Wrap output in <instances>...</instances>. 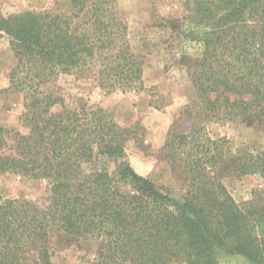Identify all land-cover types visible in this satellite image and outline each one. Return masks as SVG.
<instances>
[{"label":"trees","instance_id":"16d2710c","mask_svg":"<svg viewBox=\"0 0 264 264\" xmlns=\"http://www.w3.org/2000/svg\"><path fill=\"white\" fill-rule=\"evenodd\" d=\"M180 1L183 11L168 19L183 40L198 111L216 122H257L264 135V0ZM69 3L63 12L0 15L17 58L10 90L23 95L27 129L0 127V176L48 185L42 203L0 194V264H52L57 234L101 240L93 264H219L221 252L264 264V187L240 204L224 185L232 171L264 180V145L234 155L204 128L171 130L161 154L190 188L183 201L161 191L126 160L127 144L138 141L132 128L56 88L73 74L106 90H145L144 60L127 41L118 0ZM103 160L117 165L114 174L95 168Z\"/></svg>","mask_w":264,"mask_h":264},{"label":"rangeland","instance_id":"374dc122","mask_svg":"<svg viewBox=\"0 0 264 264\" xmlns=\"http://www.w3.org/2000/svg\"><path fill=\"white\" fill-rule=\"evenodd\" d=\"M70 0H0V15L24 12H63ZM121 15L129 29L128 43L144 60L143 92L122 93L102 89L98 80L87 75H62L55 83L67 102L82 108L106 110L123 128H132L138 141L127 144L126 160L140 175L150 179L161 191L183 201L190 188L189 179L174 172L162 157V148L171 130L189 133L204 128L203 135L212 140H225L226 147L236 155L245 148L260 150L264 135L257 122L244 120L216 122L198 111L200 101L188 78V66L182 55L183 40L178 28L168 18L181 14L180 0H118ZM195 54L200 48L185 47ZM17 66L9 37L0 32V127L26 133L22 126L24 98L10 90L9 76ZM136 136V135H135ZM114 174L117 165L101 161L95 165ZM235 174V175H234ZM224 185L236 202L242 204L264 187L259 175L238 176L226 173ZM47 182L20 175L0 176L2 201L26 199L42 203L48 196ZM101 251V240L70 239L55 235L52 241V264H93ZM184 264V263H172ZM219 264H249L240 256L221 252Z\"/></svg>","mask_w":264,"mask_h":264}]
</instances>
